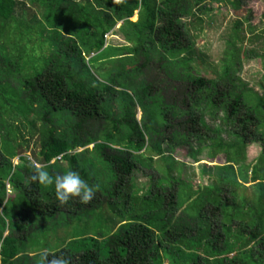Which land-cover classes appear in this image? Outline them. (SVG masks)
<instances>
[{
	"label": "trees",
	"instance_id": "16d2710c",
	"mask_svg": "<svg viewBox=\"0 0 264 264\" xmlns=\"http://www.w3.org/2000/svg\"><path fill=\"white\" fill-rule=\"evenodd\" d=\"M207 1L0 0V95L10 110L9 131L0 129L1 264H46L45 251L69 264H264V79L259 92L229 78L248 20L233 28L218 79L191 71L204 62L193 39ZM227 1L239 12L241 0ZM113 31L125 43L108 45ZM104 58L100 78L92 66ZM153 58L173 80H188L172 113L180 122L161 90L138 81ZM207 115H222L236 141L225 143ZM27 126L35 149L18 138ZM254 143L261 153L249 163ZM177 145L194 162L208 151L218 161L202 166L208 184L184 180L185 164L168 154ZM154 162L161 176L140 193L132 175ZM34 163L53 176L78 172L93 199L59 204L54 185L31 180Z\"/></svg>",
	"mask_w": 264,
	"mask_h": 264
},
{
	"label": "rangeland",
	"instance_id": "374dc122",
	"mask_svg": "<svg viewBox=\"0 0 264 264\" xmlns=\"http://www.w3.org/2000/svg\"><path fill=\"white\" fill-rule=\"evenodd\" d=\"M206 5L212 10L209 14H203V18L206 21V24L203 25V29L200 32H195L197 35L193 39L194 46L197 47L200 51V56L203 57L204 62L200 63L198 61H193L189 67L194 74H201L207 76V78L218 79L219 75L223 73L222 67L225 66L227 46L228 42L232 40L233 28L235 27L238 21H246L243 24V28L246 30V37L242 44L243 50H241L238 59L232 64L231 72L229 78L233 79L236 83L240 84L243 87L254 88L256 91L262 92L259 87V83L264 79V0H241L239 6V12H237V7H234L227 0H208ZM210 15V16H209ZM133 21L137 20V12L132 17ZM120 24L117 25V29ZM249 26L255 28V33H251L248 29ZM116 32V31H115ZM114 31L107 36L108 45H113L114 47L119 46L124 42L122 37L117 36ZM244 34V33H243ZM238 47V45H237ZM91 58V57H90ZM107 58L104 60L99 59L92 66L93 72L100 78H104L102 73L96 68L102 66V64L107 63ZM127 66L132 68L135 66L134 61H127ZM161 60L153 58L150 61L148 68L143 70V73L138 77L139 82L151 83L153 86V91L161 90V94L164 96L165 102L169 104L168 117H170L173 123L180 122L182 117L180 115H175L176 111L174 107H182V99L186 98L188 91V80L185 79H175L168 75L162 69ZM100 68V67H99ZM222 75V74H221ZM228 79V78H226ZM133 91H130V94H133ZM136 101V100H135ZM137 106L140 105L136 101ZM150 106V105H149ZM137 119L141 120L143 111L139 106L137 107ZM152 107L148 108V118L151 121L153 114ZM223 114V113H221ZM10 115V110L4 103L0 95V118L1 125L0 129L8 130L6 127L7 120ZM222 117V115H220ZM218 116L216 119L210 118L209 115L206 116L205 122L210 128L218 133L225 143L235 142L234 130L235 128L231 125H225L221 120V117ZM152 122V121H151ZM22 128V133H17L18 138L25 144L26 140L31 142V148H37L35 145V139H32L30 136L31 127ZM182 128L178 129L181 130ZM9 131V130H8ZM182 131V130H181ZM172 132L169 130V133ZM26 145V144H25ZM202 144L198 143L193 139V148L197 149ZM92 148V145L90 146ZM174 150H169L168 154H172L173 158L177 162H182L185 164V173L187 178L184 180L194 183V189L197 187H203L204 185L210 182L208 176L202 174L203 164L215 165L218 163L217 160L208 161V155L205 153L202 155V160L199 162H194L192 157L189 155L192 150H189L188 147L175 146ZM29 150V151H30ZM247 162L253 163L261 153V147L258 144H249L246 147ZM218 158V157H217ZM160 160L157 157L154 161ZM19 158L14 159V164H17ZM156 164L154 162L151 167L139 166L132 175V181L135 184V188L138 189L140 193H146L154 185V181L157 178H160V174L156 170ZM106 199V198H105ZM105 201V200H104ZM181 210L176 212L177 216H182L180 213ZM65 234L63 232L53 234V239L55 242H60L59 239ZM1 264V261H0ZM165 264H170L166 262Z\"/></svg>",
	"mask_w": 264,
	"mask_h": 264
},
{
	"label": "clouds",
	"instance_id": "9594fccd",
	"mask_svg": "<svg viewBox=\"0 0 264 264\" xmlns=\"http://www.w3.org/2000/svg\"><path fill=\"white\" fill-rule=\"evenodd\" d=\"M33 168L34 174L31 176V180L43 186L54 185L56 198L61 205L66 204L73 197H79L81 203L87 204L94 197V187L86 183L76 171L68 170L62 175L53 176L39 163H34ZM41 255L46 264H69V261L62 256H53L51 260H48L47 251Z\"/></svg>",
	"mask_w": 264,
	"mask_h": 264
}]
</instances>
